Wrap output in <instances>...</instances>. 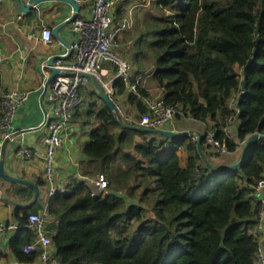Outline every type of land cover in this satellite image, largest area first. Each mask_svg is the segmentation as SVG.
I'll return each mask as SVG.
<instances>
[{
    "label": "trees",
    "instance_id": "16d2710c",
    "mask_svg": "<svg viewBox=\"0 0 264 264\" xmlns=\"http://www.w3.org/2000/svg\"><path fill=\"white\" fill-rule=\"evenodd\" d=\"M132 1L118 6L117 18ZM137 14V48L152 52L151 79L175 117L210 125L228 153L254 133L264 134V0H155ZM140 54L133 60L142 69ZM115 88L120 94L125 87L116 80ZM137 91L148 96L138 84ZM128 101L145 111L137 95ZM230 115L237 126L225 138ZM84 117L95 125L83 146L81 177H70L66 193L46 202L60 264H254L262 235L252 187L264 171V140L250 145L239 167L219 173L188 136L157 140L134 124L120 125L104 104L89 103ZM180 145L188 152L185 165ZM207 148L203 137L208 160L226 167ZM100 174L107 188L93 192L86 180ZM15 194L28 199L32 189L19 185ZM27 215H15L20 227L10 241L21 262L37 256L23 252L33 238Z\"/></svg>",
    "mask_w": 264,
    "mask_h": 264
},
{
    "label": "crops",
    "instance_id": "0c3cea01",
    "mask_svg": "<svg viewBox=\"0 0 264 264\" xmlns=\"http://www.w3.org/2000/svg\"><path fill=\"white\" fill-rule=\"evenodd\" d=\"M30 1L31 0H18L17 2V0H3L0 3V90L29 92L27 102L17 110L13 119V129L15 132L27 130L15 135L6 145L3 169L9 176L18 177L36 185L39 193L35 203L31 207L25 209L15 206L13 202L21 204L32 202L34 199V190L26 186L32 189V196L28 199L21 200L15 192L19 185H25L6 182L0 178V223L18 225L17 217H20L23 211L27 210L28 213L38 212L45 215L46 224L52 236V234H54L53 226L55 224V219L50 216L46 210V202L49 198L47 194L48 184L46 182L38 184L39 180H44L43 137L48 131L46 126L40 127L44 113L42 105L39 102V97L43 78L45 76L41 69V63L47 56L61 54L67 49L55 40V38H53L52 44H43L40 41L39 34L42 28H50L53 30L57 25L67 21L71 17L73 10L71 5L66 2L48 0L41 1L37 3V5H33L29 10L23 11L19 4L25 6ZM124 1L126 0H113L114 23L116 24L123 20H129L131 26L129 27L132 29L135 25L132 19V12L136 9L137 5L131 6L127 11L125 10L122 18L116 17L117 8ZM77 4L79 6L78 14L80 16H85L88 9L87 4L85 2ZM129 27L118 31L115 51L126 59V53L123 52L129 49L130 56H128V58L132 65V81L134 80L133 82H137V84L146 91L148 95L147 98L161 95L160 90L151 79L153 67L150 60L147 58L151 56L152 52L145 47L138 50L136 45L138 35ZM58 34L69 43L74 38L69 32V23L60 28ZM140 51H143V55L140 54L139 56L142 57V59L144 57L142 61L144 67L142 69L133 60L134 55L136 56ZM48 73H50V71ZM94 91L96 92L90 82L87 86L82 88L83 104L72 115L68 127L61 135L62 144L58 148L54 160L57 169L54 181L62 191L65 190V185L70 177H81V164L86 159L83 153V146L88 141L89 132L95 125L84 117L88 109L86 98H88L89 95L94 96ZM128 96L129 95L123 91V93L116 94L115 100L117 104L122 106L124 113L129 118H136L139 115L138 109L128 101ZM96 97L92 102L97 107L102 106L104 103L98 98L97 92ZM142 104L144 105V103ZM43 107H45V103H43ZM126 122L131 125L130 122ZM236 126L237 122L230 126L231 135H234ZM165 129L187 132L200 131L202 133L205 128L202 123L190 117L177 118L174 116L172 122L166 125ZM187 136L191 139L189 134ZM154 137L162 141L157 138V135ZM136 140L138 141L139 138H136ZM163 140L170 143L172 142L170 138L168 140ZM21 145L32 150L34 153L32 159L24 160L17 156L15 151ZM162 149L166 148L164 147ZM207 151L209 152V148H207ZM240 152L241 147L235 152L212 159L220 165L227 166L238 160ZM177 154L181 165H185L188 156L186 147L180 145L177 149ZM16 214L17 217L15 216ZM16 229H6L5 232L0 235V264H41L37 257L31 262H21L17 260L10 248V241L15 237ZM50 250L56 254V249L53 244Z\"/></svg>",
    "mask_w": 264,
    "mask_h": 264
},
{
    "label": "built area",
    "instance_id": "2783aa9c",
    "mask_svg": "<svg viewBox=\"0 0 264 264\" xmlns=\"http://www.w3.org/2000/svg\"><path fill=\"white\" fill-rule=\"evenodd\" d=\"M3 0H0V3ZM76 3L85 2L87 4V14L80 16L77 14L69 23V32L74 36L70 42V53L67 50L60 54L61 59L53 60L49 65L47 56L41 63L44 73L42 90H45L43 103L45 112L40 127H47V134L43 137V179L48 184V197L66 190L58 188L55 183V156L58 148L62 144V132L66 130L72 115L83 104L81 90L89 84L87 76H91L95 82L103 89L114 105L113 114L119 122L128 121L135 127H145L148 129H165L170 124L177 112L173 107L165 105L161 95L154 97H144L138 95L137 82L132 81V65L129 60L121 57L116 51V38L119 30L130 26L129 20L114 23V2L113 0H74ZM40 41L45 45L52 44L53 35L50 28H42L39 34ZM68 54V55H67ZM50 67L58 70L53 75L48 84L46 80L50 77ZM119 80L124 85V92L135 94L144 103L146 109L139 113L136 118H129L123 111L121 105L115 100V81ZM45 87V89H44ZM28 91L0 90V148L5 139L9 141L13 138V119L17 110L28 100ZM236 99L230 101V108H235ZM237 110V109H235ZM234 115L227 117V126L224 128L225 138L231 137L230 126L234 123ZM204 125L202 136L206 145L209 146L211 157H219L228 154L226 145L215 137V131L210 125ZM192 141H196L197 136L189 133ZM245 143L240 141L239 145ZM166 147V144H165ZM19 158L29 160L34 157V153L26 146H19L15 151ZM86 184L97 191L103 192L107 188V181L103 175L86 180ZM253 188V198L260 203L256 225V231L262 235L255 253L254 264H264V171L261 177L255 182ZM27 224L33 232L32 240L23 247L25 254L36 252L41 264H60L56 254L50 247L52 245L50 231L46 224L45 215L38 212H31L27 215ZM20 224L0 223V235L6 229H16Z\"/></svg>",
    "mask_w": 264,
    "mask_h": 264
},
{
    "label": "water",
    "instance_id": "95a60500",
    "mask_svg": "<svg viewBox=\"0 0 264 264\" xmlns=\"http://www.w3.org/2000/svg\"><path fill=\"white\" fill-rule=\"evenodd\" d=\"M41 1H48V0H31L27 5L23 6L21 4L20 7L22 8L23 11H27L29 10L33 5H37V3L41 2ZM54 1H63V2H66L68 3L69 5H71L72 7V15L71 17L65 21L64 23H61L59 25H57L56 27L53 28L52 30V35H53V38H55V40H57L64 48L67 49V53L69 54L70 53V43L67 42L66 40H64L59 34V29L62 28L63 26L67 25V23H70L71 20L78 14V11H79V6L78 4L74 1V0H54ZM18 2V0H17ZM67 54V55H68ZM62 56H60V54H54V55H51L48 59V63L49 65L53 62V60H56V59H61ZM50 77L46 80L45 82V86L48 84L50 78L57 74L58 73V70L56 69H53L50 67ZM87 78L89 79V82L93 85V87L95 88L96 92H97V96L98 98L104 103V105L110 110V111H113L114 109V105L112 103V101L109 99V97L107 96V94L103 91V89L95 82V80L91 77V76H87ZM242 90H244V83L242 82V86H241ZM45 89V87H44ZM44 92L45 90H42L41 94H40V97H39V102L40 104L42 105V109H43V112H45V108L43 107V96H44ZM120 125L124 126V127H129V128H135L133 125H128V124H124L123 122H119ZM137 128V127H136ZM139 128V127H138ZM140 129H143V130H146V131H149V132H152V133H158L160 135H163L167 138H170V139H173V138H178V137H181V136H187L189 133H194L196 136H197V139H196V147H197V150L199 151L200 153V156L202 158V160L204 161V163L210 168L212 169L213 171L215 172H219V173H222V172H226V171H229L233 168H237L240 166V164L242 163L243 159H244V156L248 150V148L250 147V145L255 142L256 140H259V139H262L264 140V134H260V133H254L253 135L249 136L246 140H245V143L242 145V148H241V152H240V157L239 159L224 167V168H215L213 166V164L208 160L207 156L202 152L201 150V142H202V139H203V136H202V133L200 131H190V132H187V131H172V130H168V129H148V128H145V127H140ZM27 129L25 130H20V131H17L15 132V134L13 135V137L15 135H18L20 134V132L22 133V131H26ZM9 143V139H5L1 148H0V178L6 182H12V183H18V184H22V185H25V186H28V187H31L33 190H34V199L32 200V202L28 203V204H21V203H16V202H13V204L15 206H19V207H22V208H29L31 207L35 201H36V198L38 196V187L34 184H31L30 182H28L27 180H24V179H21V178H18V177H14V176H9L5 173L4 169H3V159H4V154H5V147L6 145Z\"/></svg>",
    "mask_w": 264,
    "mask_h": 264
},
{
    "label": "rangeland",
    "instance_id": "374dc122",
    "mask_svg": "<svg viewBox=\"0 0 264 264\" xmlns=\"http://www.w3.org/2000/svg\"><path fill=\"white\" fill-rule=\"evenodd\" d=\"M153 1H155V0H133L132 2H131V5L129 6V8L131 7V6H133V5H137V7H136V9L132 12V19L134 20V24H135V15L137 16L136 18H139L140 16L137 14V11L140 9V8H142L143 7V4H146V5H150ZM129 8H126V11L129 9ZM125 11V10H124ZM131 27V26H130ZM129 27V28H130ZM131 29V28H130ZM134 29H135V25H134V27L131 29V30H133L134 31ZM133 33V32H132ZM129 34V33H128ZM123 37H125V36H123ZM123 53H126V59L127 60H129V58H128V56H130V52H129V49H126V52H123ZM148 59H149V57H148ZM150 60V62H152V59H149ZM86 92H87V90H86ZM85 92V93H86ZM95 97H96V92L94 91V96H88V98H86L87 99V104H89V103H91L92 101H94V99H95ZM147 134H149V135H157L158 137V139H161V140H163V139H169V138H166L165 136H163V135H160V134H158V133H152V132H149V133H147ZM148 135V137H150ZM92 189V191L93 192H98L95 188H91Z\"/></svg>",
    "mask_w": 264,
    "mask_h": 264
}]
</instances>
